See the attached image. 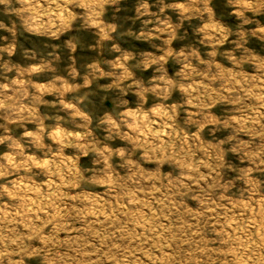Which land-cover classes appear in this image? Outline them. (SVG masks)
<instances>
[{
    "label": "rangeland",
    "instance_id": "obj_1",
    "mask_svg": "<svg viewBox=\"0 0 264 264\" xmlns=\"http://www.w3.org/2000/svg\"><path fill=\"white\" fill-rule=\"evenodd\" d=\"M98 22L90 60L163 48L142 28L175 55L74 87L83 119L0 114V264H264V0H0L5 45Z\"/></svg>",
    "mask_w": 264,
    "mask_h": 264
},
{
    "label": "crops",
    "instance_id": "obj_2",
    "mask_svg": "<svg viewBox=\"0 0 264 264\" xmlns=\"http://www.w3.org/2000/svg\"><path fill=\"white\" fill-rule=\"evenodd\" d=\"M167 28H171V32H174V26H168ZM88 29H93L90 32L87 31V35H94V39L97 37V40L95 39L93 43H97L99 46L85 44L84 37L86 33L85 29L81 27H76L66 41H58L60 38L53 37L52 34L38 35L39 37L35 38V41L28 42L27 48H24V44L18 40H13L12 43L5 45V38L1 37L0 114L6 115L3 117L10 119V123H17L27 119V122L32 123L35 122L36 118L44 116L42 114V104L50 105L53 100H58V103L64 106L62 108L72 107V113L83 119L88 116L80 109L79 101L77 98L68 95V92H71L74 87L78 90L80 89L79 87L88 88L94 81L103 80L104 78H107L105 80L108 84L110 83L108 86L116 84L115 82L117 81L123 82L126 80V82H131L135 74L133 70L135 68L132 64L140 59L143 63L144 61L146 63L147 61L150 62L148 64L152 68L150 69L151 74L154 72L161 74L155 68L158 64L163 65L164 59H167L163 55H175L173 48H171V51H164V28L160 29V34H151L149 31L152 29L146 32L142 28L141 34L155 37L161 42L163 48L157 45L154 46L153 41L149 43L150 48H153L150 51L135 47L130 49L127 47L120 48V46L113 44L109 45L107 53H99L96 57L91 56L92 59L90 60L85 53L91 54L92 51L99 49L102 42H106V44L103 43L104 45L109 44L107 41L111 38V33L109 30L110 26L103 22H98L97 25ZM155 30H158V27ZM152 37L149 39L151 40ZM48 38L51 39L52 45L46 43ZM41 43L43 44L40 45ZM69 45L70 48L68 47ZM20 47L27 52L22 58L19 56L22 52L19 50ZM42 49L43 53H40ZM156 50L158 54L154 53ZM120 55H124V71L121 70V72L116 73L117 64L122 59ZM85 60L89 62H85ZM77 63L80 68H78ZM5 69H8V71H5ZM146 70H148L147 65L143 71L146 72ZM68 78L73 80L74 84L70 83ZM109 80L111 81L108 82ZM152 89L157 94L162 92V86L159 87L157 84L152 85ZM26 97L28 99L25 100ZM68 100H72V102H68ZM17 106H24V111L26 110L29 115L23 114L19 119L15 115L13 117L14 109H17Z\"/></svg>",
    "mask_w": 264,
    "mask_h": 264
}]
</instances>
